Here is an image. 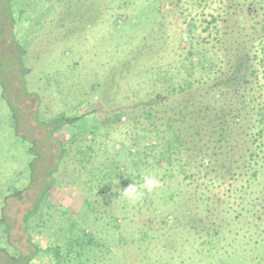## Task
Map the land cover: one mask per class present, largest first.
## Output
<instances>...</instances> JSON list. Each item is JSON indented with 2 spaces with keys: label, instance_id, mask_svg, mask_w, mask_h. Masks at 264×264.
Wrapping results in <instances>:
<instances>
[{
  "label": "rangeland",
  "instance_id": "1",
  "mask_svg": "<svg viewBox=\"0 0 264 264\" xmlns=\"http://www.w3.org/2000/svg\"><path fill=\"white\" fill-rule=\"evenodd\" d=\"M177 1L0 0V264L32 245L41 252L30 264H264L263 176L233 178L226 155L199 167L193 144L171 164L139 160L131 146L147 125L137 122L141 102L172 94L160 73L191 61L200 88L227 67L216 41L226 37L222 24H207L221 0ZM198 51L212 67L197 65ZM210 99L205 91L193 97ZM60 115L75 122L49 132ZM139 137L138 148L152 145ZM106 166L119 169L100 179ZM145 175L159 187L142 189L132 205L123 190ZM192 216L200 220L194 226ZM71 219L79 227L69 229ZM83 220L93 237L85 247L73 241Z\"/></svg>",
  "mask_w": 264,
  "mask_h": 264
},
{
  "label": "trees",
  "instance_id": "2",
  "mask_svg": "<svg viewBox=\"0 0 264 264\" xmlns=\"http://www.w3.org/2000/svg\"><path fill=\"white\" fill-rule=\"evenodd\" d=\"M195 1L200 3L207 0ZM221 2L222 12L218 17L212 16L207 24L217 18L222 24L226 37L217 38L216 41L220 47L226 49L227 67L219 68L218 75L210 78V82L206 81L204 87L200 88L190 79L191 61L189 67H184L180 63L175 65L176 69L171 68L160 73L164 82L171 86L172 94L155 93L141 102L142 113L139 118L142 120L138 119L137 122L142 125L146 122L147 125L144 128L138 126L139 131L132 139L131 146L137 149L135 156L139 157V160H147L151 155L157 160L171 164L177 159L175 155L186 153L191 149L190 144H193L195 147L192 151L195 155L192 154V157L202 162L199 167H208L212 160L220 164L226 155L227 158L223 162L230 164L231 167L226 168L228 172L234 170L233 178L246 177L248 182H254L260 175L264 177V101L261 99L262 87L258 86L256 81L257 68L262 64L260 60L257 62V58L259 54L264 55V6L259 8L262 14L256 6V0H221ZM160 6L161 4L157 8L160 9ZM218 32H221V29ZM151 41L155 40L149 39L136 52L137 57L150 47ZM198 54L200 58L197 65L213 66V61L206 54L200 51ZM263 58L264 56L262 60ZM199 89L201 92L210 93V101L199 103L193 100V97L201 93H197ZM65 116L60 115L55 119L49 132L75 122V117ZM113 116L116 120L122 117L119 114ZM108 118L111 119L112 115ZM161 125L164 126L163 129ZM100 126L102 125L99 123L97 127ZM94 129L90 131L94 132ZM140 130L145 134L146 139L151 140L150 147L138 148ZM118 152L123 153V149ZM235 163L237 165L234 166ZM106 167L100 179L108 178L111 170L119 169L118 166ZM50 185L42 190L38 200L48 192ZM35 210L30 211L31 216ZM191 222L194 226L200 220L192 216ZM88 223L87 220H83L80 235L73 239L75 244L85 243L82 247L91 244L93 240L92 235L85 233V228L92 230ZM75 225L77 226V223L71 219L68 228H75ZM70 245L71 243L68 242V246ZM32 246L33 250L28 255L13 259L12 264H30V260L31 262L33 258L35 260L41 250L35 245ZM53 252L56 257H60L59 246L55 247ZM68 254L69 249L65 255Z\"/></svg>",
  "mask_w": 264,
  "mask_h": 264
},
{
  "label": "clouds",
  "instance_id": "3",
  "mask_svg": "<svg viewBox=\"0 0 264 264\" xmlns=\"http://www.w3.org/2000/svg\"><path fill=\"white\" fill-rule=\"evenodd\" d=\"M160 181L152 175H145L143 177V184L137 187L135 184L127 187L123 190V196L127 199V201L135 205L140 200H142L144 196V191L152 192L154 189L159 187ZM143 189V190H142Z\"/></svg>",
  "mask_w": 264,
  "mask_h": 264
}]
</instances>
